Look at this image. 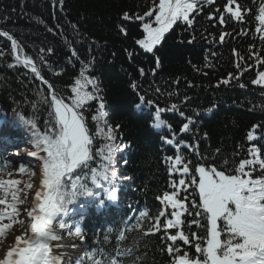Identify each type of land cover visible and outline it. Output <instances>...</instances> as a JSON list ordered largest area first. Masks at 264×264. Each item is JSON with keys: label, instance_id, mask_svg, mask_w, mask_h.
I'll use <instances>...</instances> for the list:
<instances>
[{"label": "trees", "instance_id": "obj_1", "mask_svg": "<svg viewBox=\"0 0 264 264\" xmlns=\"http://www.w3.org/2000/svg\"><path fill=\"white\" fill-rule=\"evenodd\" d=\"M225 2L215 0L213 5L204 3L199 14L193 13L190 28L178 21L165 34L153 55L144 52L135 43L141 38L140 21L122 19L126 12L129 15L142 14L152 6V0H63L62 4L60 0H0V31L8 32L16 39L23 55L39 63L41 48L54 50L51 55L44 54L47 63L39 66L41 74L60 95H71V86L82 68L81 62L95 59L92 74L98 78L102 95L107 101L104 119L113 128L120 126L117 143L130 144L115 156L117 201L107 200L101 189H95L105 200L104 207L97 208L90 203L91 198H80L69 206L70 212L75 209L89 212L81 219L88 247L96 237L97 227L113 222L114 216L125 212V201L134 204L135 200L143 201L147 197L151 215L156 214L162 207L156 197L166 190L171 191L168 184L170 179L176 178L170 177L165 162L166 157L176 153V148L165 142L171 138V132L166 127L157 129L152 126L155 122L152 109L135 107L132 101L137 99V95L131 87L132 83L146 98L153 99L161 107L168 108L175 103L186 115L193 116L194 111H200L199 116H194L196 124L190 133L179 132L185 121L178 112L166 111L162 114V118L177 133L178 140L198 145L200 156L207 158L200 163L217 168L230 167L233 161L251 159L248 149L252 147H256L264 158L261 129H256L257 140L248 141L246 138L253 125L264 124V89L251 83L256 72L264 70V65L256 64L249 55L255 51L264 56V42L255 32L257 22L253 16L261 0H237L233 8L235 10L242 5L241 15L245 20L237 22L233 19L221 24L215 18V8ZM209 16L214 19L210 20ZM121 26L126 29L127 35L121 33ZM224 32L227 35L220 42L219 35ZM189 40L193 42L188 43ZM73 49L77 51L79 60L72 57ZM234 49L247 59V64L233 54ZM0 52L3 53L0 55V140L5 141L3 133H9L20 138L21 145L34 147L30 126L21 123L19 116L32 120L41 134L44 133V121H51L48 116L50 109L45 103L46 99H50L47 85H42L29 70L16 64L11 43L5 37H0ZM9 64L15 66L9 67ZM237 64L252 67L240 71ZM141 68L144 75L139 71ZM57 72L60 74L57 75ZM229 73L238 74L239 81L231 80L228 85L216 87ZM240 83L246 87L241 88ZM185 96L191 98L187 103ZM95 103L90 102L92 105ZM209 107L213 108L211 113L205 111ZM85 115L90 131H94L96 121L91 116L96 115L95 108H90ZM181 151L193 161L199 159L184 148ZM225 160L229 161L228 165L224 164ZM34 164L32 160L21 162L15 165V171L19 173L23 168L25 171L20 172L22 176H33ZM253 175L258 176L259 171ZM17 182L9 193H4L6 204L0 205V213L4 214L0 226L8 225L3 230L13 228L23 203L22 181ZM13 191L17 195L16 201L11 198ZM27 191L28 187L25 194ZM195 198L198 200V196ZM13 203L16 212L12 211ZM112 204L123 210L114 208L116 215L104 212ZM145 227H142L143 234ZM192 231L202 233L203 229L193 226ZM166 243L171 242L165 241L162 235H143L137 242L136 257L143 259L144 264H170V257L165 251ZM178 244L190 255L195 254L194 248L180 241Z\"/></svg>", "mask_w": 264, "mask_h": 264}, {"label": "snow or ice", "instance_id": "obj_2", "mask_svg": "<svg viewBox=\"0 0 264 264\" xmlns=\"http://www.w3.org/2000/svg\"><path fill=\"white\" fill-rule=\"evenodd\" d=\"M62 2L63 0H60L61 4ZM204 3L213 5L215 0H152V6L142 14L129 15L126 12L122 19L140 21L141 38L136 39L135 43L144 52L155 55L154 49L165 38V34L170 32L178 21L190 28L194 19L193 13L199 14ZM234 4H237V0H226L223 5L215 8V18L219 23L225 24L233 19L237 22L245 20L241 15L243 6L239 5L234 10ZM253 16L257 22L255 32L260 34L259 39L264 42V0H261ZM209 19L214 17L209 16ZM120 31L127 35L123 26ZM226 35V32L221 33L219 41L223 42ZM0 37L10 41L16 64L29 70L33 78L38 79L42 85H47L50 99H46L45 103L50 109L48 116L51 118V121H44L45 131L41 134L32 120L23 115L19 116L21 123L30 126L32 142L37 150L31 155H44L39 156L42 164L34 200L26 210L30 227H25L22 235L15 238V246L7 250L5 257L0 259V264H123L121 257L132 253L130 249L121 248L119 241L125 240L126 232L141 229V222L146 219L151 223L144 232L145 235L161 233L165 241L171 242L165 245L170 264H264V158H261L259 150L256 147L249 148L248 154L252 158L233 161L230 167L217 168L200 163L199 161L207 158L200 156L198 145L178 140L177 133L162 118L166 111L178 112L185 121L179 132L190 133L196 124L194 116H199L200 111H194L193 116L186 115L175 103L168 108L161 107L153 99L146 98L135 83H132L131 87L137 99L132 103L137 109H152L155 121L152 126L157 129L166 127L171 132V138L165 140L176 148L175 155L166 157L165 161L170 177H176L170 179L168 184L171 191L166 190L156 197L162 206L156 214L138 211L135 223H129L132 217L121 221L123 228L116 229L118 242L113 249L114 256L102 246L85 251L75 260L71 256L65 259V253L56 252L55 249L62 247H88L83 243L79 246L60 243L64 239L62 231L69 237L79 238L81 242L85 236L79 223L70 224L64 218L70 213L69 206L80 198H91L90 203L95 204L97 208L104 207L105 200L95 189H101L107 200L117 201L118 176L115 156L124 148L130 147V144L117 143V131L120 126L113 128L104 119L107 101L102 95L98 78L92 74L94 58L86 63L81 62L82 68L79 77L71 86V95L65 97L57 93L53 85L41 74L39 65L47 63L44 54H53L52 48L40 49L38 63L30 56L22 54L21 46L8 32L0 31ZM233 54L247 64V59L235 49ZM0 55L3 53L0 52ZM249 55L256 64L264 65V56L255 51ZM129 56H132L131 52ZM72 57L80 59L75 49L72 50ZM156 63L159 67V57L156 58ZM14 66L9 64V67ZM236 67L240 71H247L252 65L244 67L237 64ZM139 71L144 75V69ZM59 74L57 72V75ZM231 80L239 81L238 74L229 73L216 87L221 84L228 85ZM251 83L264 89V70L257 71ZM239 86L246 87L243 83ZM189 87L192 85L189 84ZM190 99L185 96V103ZM93 101L96 103L90 104ZM92 107L96 112V115L91 116V119L96 121L94 131H90L85 115ZM205 111L211 113L213 108L209 107ZM256 129H261V138H264V124H258L253 125L252 130L247 133L248 141L257 140ZM181 148L199 159L193 161ZM224 164L228 165L229 161L225 160ZM24 171L25 169H20V172ZM257 171L259 175L254 177L253 173ZM17 183L14 180L0 181V189L7 194ZM27 187L31 189L32 185ZM11 198L12 201L17 200L14 191L11 192ZM4 204L6 199L0 198V205ZM11 207L13 212L17 211L14 203ZM8 218L11 219V216ZM3 219L4 214L0 213V221ZM193 226L203 229V232L192 231ZM4 227L8 225L0 226V232ZM112 231L109 227L108 232ZM107 240L108 236L105 234L104 241L99 243L102 245ZM177 241L194 248L195 254L190 255L187 250H182Z\"/></svg>", "mask_w": 264, "mask_h": 264}, {"label": "rangeland", "instance_id": "obj_3", "mask_svg": "<svg viewBox=\"0 0 264 264\" xmlns=\"http://www.w3.org/2000/svg\"><path fill=\"white\" fill-rule=\"evenodd\" d=\"M31 149H25L21 151L22 158L24 157H34V155H31L33 153ZM37 155L42 156L44 155L43 153H38ZM41 162L36 163V168H35V173L36 175L30 176L24 178V182H22L20 185L22 192V198H23V204L20 207L19 210V218L18 221H16L15 228L13 231L9 232L5 238V241L3 244L0 245V259L4 258L6 255L7 250H9L11 247L15 246V238L22 235L25 227H30L29 220L27 218L26 210L30 208L34 196H35V191L37 190L38 184H39V173L41 169ZM15 179V177H12ZM31 184L32 188H28V191L25 194V190L27 189V186ZM2 197V191H0V198ZM20 221H23L24 223H20ZM62 235L64 236V239L68 236L65 232L62 231Z\"/></svg>", "mask_w": 264, "mask_h": 264}, {"label": "bare ground", "instance_id": "obj_4", "mask_svg": "<svg viewBox=\"0 0 264 264\" xmlns=\"http://www.w3.org/2000/svg\"><path fill=\"white\" fill-rule=\"evenodd\" d=\"M57 242H53V244H56ZM60 243H63L65 245H81V240L79 238H75V237H68L63 239V241H61ZM56 252H63L65 253V259L68 258V256H71L73 260L76 259V257L78 255H80V246L73 248V247H62V248H57L55 249Z\"/></svg>", "mask_w": 264, "mask_h": 264}]
</instances>
